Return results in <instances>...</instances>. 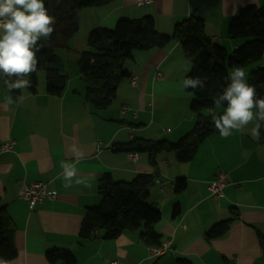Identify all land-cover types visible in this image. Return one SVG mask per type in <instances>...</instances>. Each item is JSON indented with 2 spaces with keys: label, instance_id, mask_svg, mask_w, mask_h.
<instances>
[{
  "label": "clouds",
  "instance_id": "1",
  "mask_svg": "<svg viewBox=\"0 0 264 264\" xmlns=\"http://www.w3.org/2000/svg\"><path fill=\"white\" fill-rule=\"evenodd\" d=\"M55 17L49 15L44 0H0V80L9 92L20 91L31 87L27 77L37 71L36 53L45 46L54 32ZM227 84L213 99L217 107L224 105L222 114L209 109L211 124L221 137L228 138L234 131H241L253 124L251 132L259 137L264 126V97H258L256 88L246 80L242 67H235L226 77ZM185 88H204V81L187 77L182 81ZM7 104L21 103L24 96L13 99L4 97ZM82 157V154H81ZM65 188L75 183H85L76 178L77 171L66 162H61ZM59 178V177H58ZM91 188V184L87 183ZM0 264H6L0 261Z\"/></svg>",
  "mask_w": 264,
  "mask_h": 264
}]
</instances>
